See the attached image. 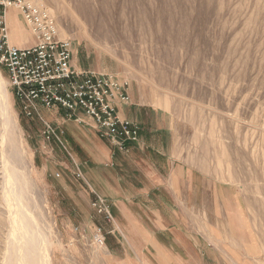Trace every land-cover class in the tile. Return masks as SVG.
Listing matches in <instances>:
<instances>
[{
  "label": "rangeland",
  "instance_id": "1",
  "mask_svg": "<svg viewBox=\"0 0 264 264\" xmlns=\"http://www.w3.org/2000/svg\"><path fill=\"white\" fill-rule=\"evenodd\" d=\"M43 1L79 64L128 80L133 103L163 111L171 133L170 158L147 142L112 154L90 126L41 109L62 143L47 140L0 65L20 200L48 264H264V0ZM1 195L0 184V264L10 229Z\"/></svg>",
  "mask_w": 264,
  "mask_h": 264
},
{
  "label": "built area",
  "instance_id": "2",
  "mask_svg": "<svg viewBox=\"0 0 264 264\" xmlns=\"http://www.w3.org/2000/svg\"><path fill=\"white\" fill-rule=\"evenodd\" d=\"M10 10L32 36V43L17 45L10 37ZM56 19L43 0H0V65L7 69L8 83L21 113L42 121V135L62 143L55 128L41 116V109L62 110L67 119L90 126L112 148L127 152L138 142L139 126L120 115L129 104V81L111 74L79 69L71 64L69 39L59 37ZM78 114L86 117L85 123ZM91 205L106 221L113 220L106 200L95 195ZM94 241L104 243L97 228Z\"/></svg>",
  "mask_w": 264,
  "mask_h": 264
},
{
  "label": "bare ground",
  "instance_id": "3",
  "mask_svg": "<svg viewBox=\"0 0 264 264\" xmlns=\"http://www.w3.org/2000/svg\"><path fill=\"white\" fill-rule=\"evenodd\" d=\"M58 34L59 37L63 39H69L64 38L65 36L62 33L58 32ZM69 41L71 42L70 39ZM0 111L2 113L1 124L3 127L1 135L2 138H5V136L7 138L8 135L7 143L9 144L8 149H3V139L1 140L0 153L5 157V161L0 157L1 201L4 208L8 210L7 221L10 228H8L7 235H5L7 237L2 264H48L46 241L43 240L44 238L41 236V232L35 227V224L31 220V216L20 200V192L23 187V185L22 187L20 186V178L23 174L21 176L18 169L15 168L19 158L14 147H11L13 139L9 129H11L12 118L8 112L5 82L1 74ZM7 153H9V156H7ZM22 178L25 177L23 176ZM22 182L23 180L21 184ZM25 190L27 191V189ZM12 204H14V206H12Z\"/></svg>",
  "mask_w": 264,
  "mask_h": 264
},
{
  "label": "crops",
  "instance_id": "4",
  "mask_svg": "<svg viewBox=\"0 0 264 264\" xmlns=\"http://www.w3.org/2000/svg\"><path fill=\"white\" fill-rule=\"evenodd\" d=\"M10 16H11L10 18H12L14 14H11ZM9 24H10V37H11V40L15 44L28 45L32 43V36L28 30L24 29V25H22V22L18 21L16 23L12 20L9 22ZM17 25H18V29H21L24 32L21 40L19 36H16V34L13 32L14 30L13 26H17ZM21 25L23 26V28ZM72 49H73V56L71 59V64L79 69L93 70L90 67H85V66L80 65L78 62L77 49L74 47V44L72 45ZM129 88H130V85H129ZM129 88H128V94L130 97L129 104L120 106L119 112L122 117L135 122L139 126V140L137 143L133 144L131 148L135 149L136 147L142 146L144 145L145 142H147L145 146L148 148L150 147L154 148L156 152L158 153L159 157L170 158V153H168L167 149L171 145V140H169V136H171V133L169 132L170 128L166 126L165 113L161 111L160 109H156L152 106L133 103V99L131 95V88L130 90ZM173 164L174 163L172 161L170 165V170L168 171L171 172L173 170L172 168ZM175 171L177 172L181 171L182 176L185 172L183 170V167H181V170L177 169ZM174 182H175V179H174ZM174 182H172L173 184L172 187L174 186Z\"/></svg>",
  "mask_w": 264,
  "mask_h": 264
}]
</instances>
